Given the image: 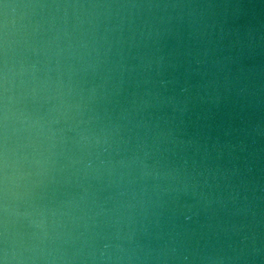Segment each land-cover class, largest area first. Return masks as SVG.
<instances>
[{
	"label": "clouds",
	"instance_id": "clouds-1",
	"mask_svg": "<svg viewBox=\"0 0 264 264\" xmlns=\"http://www.w3.org/2000/svg\"><path fill=\"white\" fill-rule=\"evenodd\" d=\"M0 264H264V0H0Z\"/></svg>",
	"mask_w": 264,
	"mask_h": 264
}]
</instances>
